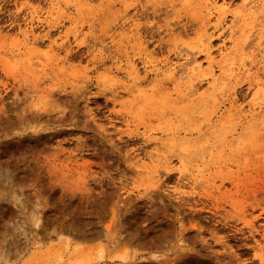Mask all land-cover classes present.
<instances>
[{"label":"rangeland","instance_id":"374dc122","mask_svg":"<svg viewBox=\"0 0 264 264\" xmlns=\"http://www.w3.org/2000/svg\"><path fill=\"white\" fill-rule=\"evenodd\" d=\"M203 1L0 0V264H261L264 0Z\"/></svg>","mask_w":264,"mask_h":264},{"label":"bare ground","instance_id":"6f19581e","mask_svg":"<svg viewBox=\"0 0 264 264\" xmlns=\"http://www.w3.org/2000/svg\"><path fill=\"white\" fill-rule=\"evenodd\" d=\"M221 0H205V1H203V3L201 4V6H203V8H205L208 12H209V14H213V13H218L219 11H220V8H222L223 6H225V2L226 1H221ZM228 6V5H227ZM251 7V9H252V11H250L249 12V14H253V13H255L256 12V10L258 9V6H256V5H252V6H250ZM249 9V8H248ZM261 9H264V4L263 3H261ZM253 17V16H252ZM254 18V17H253ZM221 19L218 17V19H217V21L219 22ZM221 28H223V27H221ZM31 31V30H30ZM24 35L26 36V38L28 37V32H25L24 33ZM34 43V42H33ZM210 44V43H209ZM209 44H208V46H207V48H206V51H204L205 52V55H206V60H207V64H208V74H207V77H205L206 79L208 78V80L210 81L209 82V86H214L215 84H216V82H217V79L215 78V76H214V74H215V72H213V64H214V59H213V55H212V52H213V50L211 49L210 50V47H209ZM210 46H212V45H210ZM225 47V46H224ZM222 48V47H221ZM223 49V48H222ZM205 50V49H204ZM210 51H212V52H210ZM220 51H222L221 49H218V52H220ZM220 56H222L221 54H219ZM197 62V61H196ZM187 64H188V62H187ZM189 64H191L190 62H189ZM194 64V63H193ZM192 64V66L191 67H189V68H187L186 67V69H184V72H183V74H184V76L185 77H191V76H194V75H196L199 71H200V69L202 68V65L201 64H194L193 65ZM188 66V65H187ZM176 68V67H175ZM175 68H169V67H166V69L164 70V72H168L169 73V76H171V77H174V75H175ZM219 69H220V67H219ZM133 70V69H132ZM152 72H153V74H154V81H155V79L157 78V76H159V74H161L162 72H160L159 71V69L158 68H154V69H152ZM182 74V75H183ZM179 76H181V75H179ZM184 76H181L182 78L184 77ZM206 76V75H205ZM179 78V77H178ZM205 79V80H206ZM203 81V80H202ZM151 82V81H150ZM203 82H205V81H203ZM190 87L192 88V84L190 83ZM195 90V89H194ZM193 90V91H194ZM144 92V91H143ZM196 92V91H195ZM34 117H31L30 116V120H37V118L38 117H36L35 115H33ZM29 119V118H28ZM30 120H28V122L30 121ZM35 120V121H36ZM169 144V143H168ZM162 148V147H161ZM157 150V149H156ZM159 155V154H158ZM157 155V156H158ZM159 157V156H158ZM181 160V159H180ZM182 162V161H181ZM170 164V163H169ZM153 178H155V177H153ZM95 229V228H94ZM89 231V230H88ZM94 231V230H93ZM95 232V231H94ZM92 233V232H91ZM96 234V233H95ZM91 235V234H90ZM87 236V235H86ZM92 236H93V234H92ZM91 239V238H90ZM260 263L261 264H264V256H260Z\"/></svg>","mask_w":264,"mask_h":264}]
</instances>
